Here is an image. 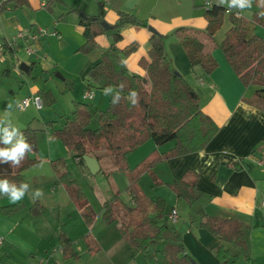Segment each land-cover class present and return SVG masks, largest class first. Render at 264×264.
<instances>
[{
  "label": "crops",
  "instance_id": "crops-1",
  "mask_svg": "<svg viewBox=\"0 0 264 264\" xmlns=\"http://www.w3.org/2000/svg\"><path fill=\"white\" fill-rule=\"evenodd\" d=\"M2 1L0 0V2ZM27 1L29 6L39 9L45 7L44 4L47 0ZM216 1L219 2V0ZM81 2L82 5H74L73 2L67 4L65 0H59V3L64 5L62 9L59 8L60 14L73 13L62 15L59 18L58 14L54 17V13H51L52 18H49L48 21L36 18L23 7H13L11 2L6 3L5 9L0 12V42L2 44H5V41L20 29L29 28L37 31L36 28L44 27L46 33L40 36L38 50L32 55H26L24 52V48L30 43L29 40L17 38L11 49L6 50L0 58L2 59L0 63H4L9 58L20 73L24 72L19 67L22 62L28 67L39 68L41 76L47 75V79H45L47 81L44 83L46 87H39L40 89L49 88L48 91L52 94L51 85L55 84L61 92L71 90L72 102L84 101L90 105L93 104L91 105L92 109H102L107 95L103 90L91 85L87 87L88 81L86 80L88 69L96 61L91 60L78 50L84 41L80 24L81 12L91 16H101L111 26L118 20V11L132 14L145 23V26H135L129 23L120 26L121 39L116 42L119 48H123L131 42L138 44V48L124 58V62L130 71L140 75L145 73L140 66V59L147 58V51L150 48L151 31L148 27L161 33L164 36V51L168 61L196 89L201 109L214 120L218 125V130L203 149L157 161L152 168L145 170L140 175L138 183L149 198H162L165 201L166 215L161 219V222H166L171 229L178 231L187 252L198 264L229 262L230 259L222 263L216 257L215 250L221 244V238L199 227L198 211L202 209L212 216L242 220L251 226L250 238L253 227L264 223V203L262 202L264 161L260 162L264 158V108L257 105V87L254 85L244 86L224 56L221 53L215 54L217 48L212 53L218 64L210 74H203L199 67H193L190 64L183 46L175 39L173 32L181 26L198 30L205 29L207 21L204 15L206 7L203 0H81ZM257 2L258 0H253L250 9L241 11L238 8H232V10L240 12V20L245 23L248 36L263 37L264 27L252 21V14L258 9ZM225 5L227 6V4ZM74 8H79L81 12L71 11ZM52 10L54 9H51V12ZM228 14L224 13L228 21L225 32L230 27ZM222 24L224 25V21ZM106 30L107 32L101 33L95 38L98 46L102 49L107 48L113 41L114 30L112 28ZM222 39L218 41L215 38L218 44ZM4 68L5 74H7L9 69ZM52 76L55 77L54 80ZM77 79L80 81L77 82ZM39 88H33L28 96L38 95ZM89 89L93 92L92 98L83 99L84 91ZM41 107L36 108L41 109ZM59 112L64 114L63 112L66 111L61 109ZM48 121H53V119L46 122ZM61 122L62 120L58 124ZM45 131L50 141L52 138L49 131L46 129ZM173 146L174 140L163 144H155L151 139L146 140L127 155V164L130 168H134L146 158L167 152ZM67 151L77 165L86 171V174H91L85 164L78 163L72 151L69 149ZM32 156L41 160L37 156V152ZM55 159H60V157L54 159L47 157L46 160L51 165ZM98 163L97 172H102L106 177L111 175L114 170H120L115 165L113 157L109 155L103 157L101 155ZM51 168V175L56 178L52 165ZM101 168L102 170H100ZM65 169L67 168L65 167ZM189 169L196 171L199 175L196 183V200L192 205L178 198L175 192L169 188L170 183L184 178ZM23 175L26 179L24 171ZM146 175H150L152 179L149 185L142 183ZM56 183H58L57 180H55ZM126 186L127 177L124 187L126 199L121 197L118 189H112V195L102 200L99 212L101 219L104 201L113 200L117 195L119 201L128 205L132 203ZM52 188V192L57 191L61 199L63 197L65 200L71 201L66 191L56 190L54 186ZM8 200V196L0 195V205L12 204ZM20 202L23 203L22 200ZM58 204H61V201ZM41 207L46 209L47 206L41 205ZM41 207L38 211H34L33 216L41 213ZM172 209L177 210L178 217L175 222L170 221L168 217ZM115 211L116 219L113 222L107 224L102 219V222L107 226H113L110 228L112 234H106L105 239L98 238L99 235L94 233L97 217L93 226L87 228L92 235H87V237L95 242L99 239L101 246H104V242H109L108 239L112 238L108 245L107 257L102 264H156L153 251L160 246L159 242L150 243L146 252L131 247L120 232V224L124 220V211L120 204L115 206ZM19 213H22L23 216L27 214L23 209L8 216L0 212V234L5 238L0 246V254L4 257L2 264H20L18 260H14V252H19L27 259L32 258L33 260L35 256L41 255L37 264H52L56 261L53 260L54 255L58 259L60 257L64 259L59 241H57L56 248H53L55 241H51L49 236L40 233L38 227L43 223L39 221L38 224L36 223V227H32L24 217H19ZM60 231L71 239L72 248L80 258L82 245L79 244V247L76 248L74 240L67 230L61 229ZM154 243L156 244L152 245V250L149 252L150 245ZM231 247L232 245H229L230 250ZM54 252L57 253L53 254ZM88 253L91 260L88 264H98L93 261V255L89 251ZM79 258L66 260H73L74 264H81ZM88 260L89 256L86 258V261ZM23 264L35 263L25 260Z\"/></svg>",
  "mask_w": 264,
  "mask_h": 264
},
{
  "label": "trees",
  "instance_id": "trees-1",
  "mask_svg": "<svg viewBox=\"0 0 264 264\" xmlns=\"http://www.w3.org/2000/svg\"><path fill=\"white\" fill-rule=\"evenodd\" d=\"M54 1L47 0L44 6L50 9ZM8 2L13 7L28 3L27 0H3L0 2V12ZM257 6L258 9L252 14V21L264 27V0H258ZM226 7L214 0L212 6L205 10L207 24L204 30L181 26L174 30V37L183 46L190 64L199 67L203 74H210L216 68L218 63L212 52L219 48L242 84L257 87V105L264 108L263 37L248 36L245 23L231 12L228 14L230 27L218 44L214 35L224 21ZM71 11L80 12V9L74 8ZM102 21L101 16L82 14L80 24L84 41L78 50L96 61L86 73L87 87L91 85L103 91L111 87L113 90L108 92L106 107L92 109L87 102L74 101L71 113L64 115V121L58 127L53 120L46 122L44 129L49 131L51 138L59 139L72 151L79 164H84V154L99 160L104 152L112 156L117 168L125 173L126 191L132 203L128 205L119 201L117 195L113 200L104 201L102 219L107 224L113 222L116 219L115 206L120 204L124 211L120 232L131 247L146 252L150 243L159 242L160 246L153 251L156 264H198L187 252L178 231L171 229L166 222H161L166 215L165 201L162 198H149L142 191L138 180L157 161L203 149L217 132L218 125L201 109L196 89L171 66L165 55L164 36L161 33L151 32L147 58L140 59V66L145 73L140 75L130 71L124 62V58L134 52L138 44L131 42L119 48L116 42L121 39L120 26L128 23L145 26V23L132 14L118 11V20L111 27L114 30L113 41L107 48L102 49L95 39L97 35L107 32ZM31 69L30 66L28 73ZM117 91L120 92L121 99L113 104L112 98ZM130 91L138 93V102L135 105L128 98ZM37 93L41 106L43 101L45 104L52 101L50 91L40 89ZM21 131L32 145V151L27 153L18 168L0 164V178H7L17 184L27 183L23 171L39 162V159L32 156L38 150V129L28 125ZM149 139L155 144L174 140V146L167 152L146 158L136 167L130 168L126 161L127 155ZM51 165L57 182L63 185L69 199L90 225L94 213L75 177L65 169L62 159L53 160ZM198 177L196 171L189 169L184 178L175 180L169 186L178 198L192 205L196 200ZM21 205L20 201L0 205V212L8 215ZM198 215L199 227L221 238V244L215 250L219 261H236L238 254L232 253L229 245L237 246L249 260L250 225L237 218L212 216L202 209L198 211ZM85 238L88 251H98V244L87 236ZM58 241L64 258H79V254L72 248L71 239L64 232H59Z\"/></svg>",
  "mask_w": 264,
  "mask_h": 264
},
{
  "label": "rangeland",
  "instance_id": "rangeland-1",
  "mask_svg": "<svg viewBox=\"0 0 264 264\" xmlns=\"http://www.w3.org/2000/svg\"><path fill=\"white\" fill-rule=\"evenodd\" d=\"M65 2L67 4L68 2H73L75 3L74 5H82L81 0H65ZM28 6L29 4H24L19 7L27 9L33 16L45 21H48L49 18H52L50 16L51 13H54V17L56 16V14H58V18L62 15H69L73 13L66 12L65 14H60L59 8L62 9L64 5L62 3L60 4L59 0H55L52 3L50 9L46 7L34 9L31 6H29L30 8ZM51 9L54 10H52L51 12ZM83 13L84 12H81V14ZM227 24V16L224 15V25L222 24L221 27L216 31L215 38L218 41L222 39L224 32L228 26ZM39 28L45 30L44 27ZM36 30H38V28H36ZM24 52L26 55H28L25 48ZM220 53L222 54L221 50L217 48L215 54L218 55ZM0 61H2V59H0ZM4 67L9 69V72L7 74H5ZM41 74V69L39 68H32L30 74H26L24 72L20 73L18 71V68L16 69L12 65V60H10L9 58L6 59L4 63H0V118H4L7 114L13 125L18 127L20 130L28 125L38 129L37 156L41 158V160L37 164L30 166L29 168L24 170L30 188L28 192L25 193V196L22 199L23 203L21 207L8 215L16 214L18 213V211H21L23 209L27 212L26 215H28L29 217H26V215L23 216L22 213H19L18 215L19 217H24L25 221L32 227H36V223L38 224L39 221L40 223H43L39 225V231L40 233H42V235L49 236L51 241H55V247L53 248H56L57 245V233H59L61 229H66L68 234L74 240V245H76V248L79 247V244L82 245V250H80L81 257L79 258V263L88 264L91 262V260L87 250V238L85 237L91 234L90 232H88L87 228L89 229V227L91 228L93 226L97 217L98 219L94 233L99 235L98 238L105 239L106 234H112L110 228H113V226H107L99 217L101 203L103 199L108 198L112 195V189H118L120 191L121 197L123 199L127 198V195L124 191L126 175L122 170H114L108 177H106L102 172H97L95 174H86V171L81 169L72 159V157L69 156L67 148L59 139L52 138L50 141L48 140L46 131L44 129L45 122L47 120L53 119L56 121V125H54L57 126L60 120L64 121V114L71 113V109L73 106V102L70 98L71 90L61 92L60 89L54 84L51 85L53 90L52 101L48 104H45L42 99L43 104L41 109H37L33 104H30L25 108L19 107L22 99L27 97L33 88L46 87L44 86V83L47 81L45 80L47 79V75L43 74V76H41ZM52 78L53 80L55 79L54 76H52ZM79 81L80 80L77 79V82ZM41 89L48 90L49 88ZM107 99L108 93L102 109L106 107ZM9 105H11V107H9ZM61 109H64L66 112H63L64 114H61V112H59L61 111ZM101 155L103 157L108 154L102 152ZM47 157L48 159L60 157V159L64 161V167L71 171L73 176H75L76 181L78 182L85 195L88 205L94 213V219L90 225L84 220L80 210L72 201H67L68 199L65 200L63 197L61 199L57 191V193L52 192L53 186L56 187V190H60L61 192H65V189H63V185H58V183L55 184L56 178L51 175L52 168L48 160H46ZM151 180V176L146 175L143 178L142 183H147L149 185ZM36 189L42 190L43 195L39 198H35L32 195V193ZM35 199L37 200L35 201ZM60 201L61 204H58ZM41 205H46V209L42 208ZM40 207L42 209L41 213L33 216L34 211H38ZM1 236L4 238L3 235ZM250 240L251 245L249 260L242 255L240 249L237 246L232 245L230 251L238 254L236 261H229L227 263H224L226 261L224 260L220 262L224 264H264V223L253 227ZM108 241L111 242L112 238H109ZM96 242L98 243L99 250L97 252L91 253L93 255L92 259L96 263L102 264L103 260L105 261L107 257L109 242H104V246H101L99 239ZM155 244L156 243L150 245L149 252H151L152 250V245ZM56 253L54 252L53 254ZM40 256L41 255L35 256V259L33 260L32 258L27 259L19 252L13 253L14 260H18V263L20 264H23L25 260L37 264V262L40 260ZM87 256H89L88 261H86ZM66 259L69 258L62 259L60 257L58 259V257L54 255L53 260L56 261L52 262V264H74L73 260ZM3 261L4 257H2L0 254V264H2Z\"/></svg>",
  "mask_w": 264,
  "mask_h": 264
},
{
  "label": "clouds",
  "instance_id": "clouds-1",
  "mask_svg": "<svg viewBox=\"0 0 264 264\" xmlns=\"http://www.w3.org/2000/svg\"><path fill=\"white\" fill-rule=\"evenodd\" d=\"M253 0H219L221 5L227 4L229 8H238L241 11L250 9ZM122 89V86H121ZM113 91L111 87L104 89V94ZM133 105L138 102V93L130 91L128 97ZM120 92L112 98V103L117 104L120 101ZM11 107V105H9ZM32 151V145L27 141L24 133L8 118H0V164H9L12 167H20L27 153ZM30 185L25 182L19 184L10 181L7 178H0V195L8 196L12 203H17L23 199L28 192ZM33 197L39 198L43 195L42 190L36 189L32 193Z\"/></svg>",
  "mask_w": 264,
  "mask_h": 264
},
{
  "label": "built area",
  "instance_id": "built-area-1",
  "mask_svg": "<svg viewBox=\"0 0 264 264\" xmlns=\"http://www.w3.org/2000/svg\"><path fill=\"white\" fill-rule=\"evenodd\" d=\"M203 2H204V6L206 8H209L214 3V0H203ZM225 12L226 13L233 12L236 16L240 17V12L238 10H232V8L226 7ZM45 33H46V30H43L41 28H38L37 31L30 30L29 28L20 29L15 35H13L11 38L7 39L5 41V44H2L0 42V58H2V56L4 55L6 50L11 49L12 45L14 44V42L17 38L28 39L30 43L27 44L25 50H26L27 54H29V55L35 54L36 51L38 50V43H39L40 36L45 34ZM52 33L54 34L55 32H52ZM263 40H264V36H263ZM92 96H93V92L90 89L85 90L83 95H82L83 99H91ZM30 104H33L35 107L39 108L41 106L40 97L38 95L27 96V97L22 99L19 107L25 108V107L29 106ZM263 161H264V158L262 160H260V162H263ZM262 202L264 203V196H263ZM168 217L171 221L175 222L177 217H178L177 210L172 209L169 212ZM3 241H4V238L0 235V246L2 245Z\"/></svg>",
  "mask_w": 264,
  "mask_h": 264
},
{
  "label": "water",
  "instance_id": "water-1",
  "mask_svg": "<svg viewBox=\"0 0 264 264\" xmlns=\"http://www.w3.org/2000/svg\"><path fill=\"white\" fill-rule=\"evenodd\" d=\"M102 25L105 29H110L112 26L109 25L108 23H106L104 20L102 21ZM148 29L152 32L154 31V29H152L151 27H148ZM20 69L23 70L24 72H28L29 67L27 64H25L24 62L20 63L19 65ZM82 159L84 161V164L86 165L87 169L89 170V172L91 174H95L98 169H99V163L98 160L90 155L84 154L82 156Z\"/></svg>",
  "mask_w": 264,
  "mask_h": 264
}]
</instances>
